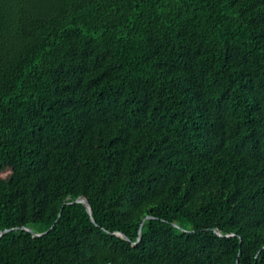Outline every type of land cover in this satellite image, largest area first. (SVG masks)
Listing matches in <instances>:
<instances>
[{"label":"trees","instance_id":"16d2710c","mask_svg":"<svg viewBox=\"0 0 264 264\" xmlns=\"http://www.w3.org/2000/svg\"><path fill=\"white\" fill-rule=\"evenodd\" d=\"M0 264H264V0H0Z\"/></svg>","mask_w":264,"mask_h":264},{"label":"water","instance_id":"95a60500","mask_svg":"<svg viewBox=\"0 0 264 264\" xmlns=\"http://www.w3.org/2000/svg\"><path fill=\"white\" fill-rule=\"evenodd\" d=\"M88 204V206H89V209H88V211H89V213L91 214L92 213V209H91V206H90V204L89 203H87ZM27 231H29V232H32L30 229H26ZM6 232V231H5ZM35 236H41V235H43V234H34Z\"/></svg>","mask_w":264,"mask_h":264}]
</instances>
